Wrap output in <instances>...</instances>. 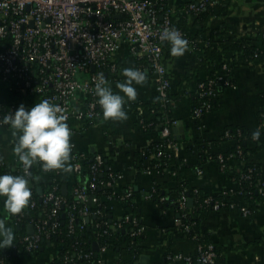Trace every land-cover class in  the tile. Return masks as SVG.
<instances>
[{
    "label": "crops",
    "instance_id": "crops-1",
    "mask_svg": "<svg viewBox=\"0 0 264 264\" xmlns=\"http://www.w3.org/2000/svg\"><path fill=\"white\" fill-rule=\"evenodd\" d=\"M187 2L188 0H169L168 5L172 13H182ZM226 3L229 7L223 16L211 18L208 21L204 38L209 39L211 31L225 23L231 28L235 37L255 39L258 35V27L264 25V0H226ZM188 30L192 34L198 30L194 25L193 17L188 20ZM169 56H171L170 44L165 49V65L172 84L170 95L173 104L172 118L175 123L171 129V138L181 146L176 157L183 158L187 164L181 167V172L190 188L200 189L210 196L218 195L223 189L235 187L233 179L230 178L231 174L222 173L218 164L212 159L202 162L199 156L188 155L185 151L186 141H194L200 134L207 140H216L229 125L243 127L250 131L257 128L264 130V126H261L258 120L259 113L264 107V100L261 97L264 94V65L254 63L253 66H239L233 70L232 74L236 84L227 88L220 96L221 108L208 113L205 116L203 128H197L192 102L198 93L199 83L219 73L223 61L220 58L211 70L196 71L197 64L191 48L188 47L183 56ZM114 60L119 66L118 78L109 76L107 80L114 90L119 91L115 86L117 81L124 79L122 69L135 67V58L124 45ZM144 71L147 73L146 82L136 85L138 90L136 99L127 102L154 104L158 101L157 77L149 69ZM189 72L191 77L187 80ZM10 87L11 83H4L0 78V107L9 105L19 107L23 104L28 108L40 101L33 94L15 93ZM136 111L130 113L126 120H111L108 135L98 125L86 129H82L79 123H73L71 126L72 150L83 155H101L112 161L113 170L120 174L115 182L117 191L134 182L138 173L137 153L152 147L162 135L160 126L150 132L141 128L139 118L145 121L155 118V114L148 107L139 106ZM180 124H182L183 133L179 130L174 131L175 128L180 127ZM234 143L232 140L222 145L219 150L208 151V153H220ZM13 146L12 130L10 127L0 126V158L7 165L17 167L20 161L12 151ZM250 162L260 168L264 179V150L250 158ZM145 164L149 166L150 160H147ZM199 170L202 174H198ZM61 176L67 190L76 183L77 177L73 171L65 173L61 170ZM51 180V174L41 173L37 182L49 186ZM155 182L162 184L166 190L174 189L177 186V176L170 174L169 170L163 174L155 171L143 173L142 186L144 189L149 190ZM136 203L140 208V217L144 227V240L141 245L145 250L141 257L147 256L149 264H163L167 248H171L175 255L197 256L200 246L196 242L178 240L173 243L174 227L180 225V220L172 209L162 213L157 206L146 201L141 194L137 195ZM110 206L115 221L121 220L126 215L124 203L113 201ZM0 215L6 216V223L15 230L14 249L18 250L16 241L21 231L26 229L27 232V227L16 225L12 221L11 215L4 207L3 198H0ZM201 230L208 231L212 241L221 248L222 255L216 264H264V198L254 214L249 217L228 209L211 213L202 222ZM43 248L37 253L19 249L4 264H52L58 260L60 251L58 245L45 244ZM141 257L136 263L140 262ZM118 259L129 260L130 255L127 251L116 252L114 250H109L103 255L106 264H112Z\"/></svg>",
    "mask_w": 264,
    "mask_h": 264
},
{
    "label": "built area",
    "instance_id": "built-area-1",
    "mask_svg": "<svg viewBox=\"0 0 264 264\" xmlns=\"http://www.w3.org/2000/svg\"><path fill=\"white\" fill-rule=\"evenodd\" d=\"M168 2L169 0H0V78L4 83H11L10 89L15 93L33 94L40 100L47 98L61 105L69 117L70 127L73 123H79L82 129H86L99 125L102 121V109L96 103L98 97L95 95V77L102 72L106 79L109 76L115 78L119 66L114 57L126 45L135 60L145 61L139 68L149 69L157 77L163 113L166 105L172 103V84L165 65L167 42L160 39L164 27L175 26ZM188 2V11L199 12L205 5L203 2L194 3L192 0ZM117 16L119 18H116ZM179 30L187 37L189 48L192 49L194 37H189L182 29ZM92 67H95V71H92ZM231 72L228 61H223L219 73L199 83L200 98L207 100L195 111L196 118L210 113V100L217 96V83ZM17 108L11 106L7 112H14ZM127 110L133 113L136 108L127 106ZM3 116L0 115V121ZM110 122L111 120L108 124ZM174 123L167 121L166 126L162 128L160 140L171 136ZM3 125L0 123L1 127ZM180 149L181 146L174 142L168 145L166 151L176 157ZM161 155L162 152L158 151L153 158H160ZM87 156L72 150V158L69 161L73 165V173L82 180L71 189L75 197L74 204L62 215L68 222L70 233H73L77 223L74 211L78 209V205H81L78 213L89 220L94 215H100V212H91L89 209L91 204H97L99 200L89 194L88 189H96V175L103 166L104 159L101 155L95 157L91 171L93 177L90 178V173L84 175ZM234 157V154L227 159L221 154L218 156L222 173L233 163L245 164V161H236ZM154 166H147L144 173L154 171ZM17 167L24 168L21 162ZM255 172L256 168H250L244 179L251 180ZM49 174L61 175V171ZM198 174H202V171L199 170ZM119 177L120 174L111 175L112 182L108 187H115ZM49 186V190L41 196L45 206L52 204L47 219L32 225L34 233L26 234L20 239L24 250L29 253H37L44 241L51 242L58 234L60 213L67 206L66 196L69 190L65 189V186L59 187L54 179ZM131 192L129 190L123 197L122 203ZM223 195L225 200L232 197L236 201L241 193L237 191L235 183V187L223 192ZM144 199L148 201L150 195L144 196ZM104 200L109 206L113 201L109 196ZM188 201L186 195L178 199L180 208L190 213ZM34 206L35 203L31 205L32 208ZM234 206L231 204L232 208ZM215 209H219V204L215 205ZM185 216L186 214L183 215ZM243 216L249 217L250 211L245 209ZM24 217L23 212L19 213L16 221L21 222ZM124 218L129 219L126 215L122 219ZM133 223L138 227L136 235L144 233V227L139 225L137 218H134ZM127 245L124 244L123 247L126 248ZM95 250L101 252L102 256L109 251L105 246H96ZM89 256L77 255L78 258ZM196 258L201 264H216L218 256L210 245L206 249L200 246ZM192 259L193 256L179 254L173 257V262H191ZM63 263L75 264V260L70 254H66ZM96 264L106 263L102 258Z\"/></svg>",
    "mask_w": 264,
    "mask_h": 264
},
{
    "label": "trees",
    "instance_id": "trees-1",
    "mask_svg": "<svg viewBox=\"0 0 264 264\" xmlns=\"http://www.w3.org/2000/svg\"><path fill=\"white\" fill-rule=\"evenodd\" d=\"M192 1L194 3H205L203 10L199 12L188 11V2L185 4L184 12L171 14L173 24L187 33L189 37H194L195 43L192 46V53L197 64L196 71L213 69L220 58L222 61H228L229 68L232 72L239 66H253L254 63L264 65V25L258 27V35L255 39L235 37L231 28L225 23L222 24L221 27L213 29L210 33L209 39H205L204 34L207 32L208 21L211 18L223 16L229 5L226 3V0ZM190 17H193L194 25L198 28L195 34L190 33L188 30V20ZM168 45L169 44L166 43L165 49ZM169 57L174 56L171 55ZM144 62V60H135V67L139 68L143 66L145 64ZM232 72L231 74H227L223 80L217 83V96L210 100L212 105L210 112L221 108L222 103L220 96L227 88L236 84ZM214 75L215 74L211 77ZM187 77V80L191 77L190 72ZM115 78H118V73L115 75ZM261 97L264 100V94ZM170 98L172 100L171 95ZM206 100V98H200L199 93L195 95L194 101L192 102L194 116L195 111L199 107H202ZM127 106L134 108L144 106L148 107L151 112H157L155 118L151 121H145L139 118L140 126L146 132H150L157 126H160L161 128L165 127L167 121L170 124L174 122L172 118V103L166 105L163 113L161 112L163 104L160 99L154 104L144 102L135 103L131 101L127 102L125 107L128 115H130L132 112L127 110ZM10 107L11 105L1 106L0 115L3 116ZM100 112L102 121L98 126H101L105 131V134L108 135L109 120L103 119L102 110ZM204 119L205 116L202 118H196L197 128H203ZM258 120L259 124L264 126V107L259 113ZM3 126L9 127L6 124ZM252 132L253 131L244 129L243 127L229 125L225 128L224 133L216 140H207L202 134H200L194 141H186V153L190 156H199L202 162H205L207 159H212L218 164V166H220L218 161V156L220 154L225 159L231 154H234L236 161H245V164L243 165L242 163H233L232 165H229L225 172L227 175H230L231 173L230 178L236 183L237 191L241 193L239 199L236 201L232 197H228L227 200L224 199L223 192H228L229 189H223L218 195L210 196L200 189L190 188L187 180L181 172V167L187 165L185 160L183 158L174 157L166 151L168 145L174 143L171 136H169L168 139L159 140L152 147L137 153L138 173L135 180L132 184L119 191H117L115 187H108V184L112 182L111 175L118 176L119 173L113 170L112 161L103 157V166L99 168V172L96 175L97 187L93 191L88 189V193L92 194L99 200L97 204H91L89 209L91 212H100V215L92 216L89 222H87V217H83L78 213V209L81 207V205H78V209L74 211L77 223L74 227L73 233H70L68 222L62 218V215L65 214V211L70 210L69 207H72L74 204L75 197L73 196L71 189L82 181L81 178L79 179V177L76 176V184L69 189V193L66 196L67 206L62 209L60 213L59 232L51 239V243H55L60 247L59 258L52 264H64L63 259L66 254H70L71 257L74 258L75 264H96L103 258L101 252L95 250L96 246H105L108 250H114L116 252L127 251L129 253V260L118 259L112 264H135L145 250L141 245L144 240V233L136 235L138 227L134 226L133 223L134 218H137L139 225L143 226L140 217V208L136 203V197L139 194L143 195V197L150 195L148 201L157 206L162 213L172 209L179 216L180 225L174 227L175 235L173 243L178 240H188L196 242L203 249L212 245L219 259L222 255L221 248L212 241L211 234L208 231L201 230L202 222L207 219L211 213L225 209L238 211L241 215L244 214L245 209H248L250 211V216H252L255 210L259 207V203L264 198V179L262 178L261 170L258 166H255L250 162V158L258 154L259 151L264 150V130L261 129L262 136L259 141L252 139ZM232 140H235L236 143L227 147V149L220 153H208V151L219 150L222 145L227 144ZM239 150L241 151V154H239ZM158 151L162 152L161 157L153 158V155L156 152L158 153ZM96 156L97 154H88L84 162V175L90 173V178L93 177L91 171ZM147 160H150L153 166L159 165L158 167H153L155 172L163 174L166 170H169L170 174L176 175V188L166 190L162 184L155 182L149 190L144 189L142 186V175L147 169V165L145 164ZM250 168H256L257 172L254 173L251 180H245L244 177L248 174ZM10 170L13 171L14 174H24V168L9 166L0 158V174ZM29 171L33 176H39L41 173H55L58 171L60 172L61 170L44 171L39 164H34L30 167ZM52 179L55 180V183L58 184L59 187L65 186V181L61 175L55 174L52 176ZM39 187L43 188V193H46L50 188V186L38 183L35 179L32 181L31 201L29 206L23 211L25 217L21 222H17L16 219L19 214L11 215L12 221L16 225L18 224L26 228L30 224L35 226L47 219L52 204L45 206L42 201H40L41 196H39L38 193ZM129 190L132 191L131 195L124 200L126 216H128L129 219L126 220L124 218L115 221L113 219L111 206L108 205L104 198L109 196L111 200L121 202L123 197L129 193ZM182 195H186L189 200L191 199L193 201V206L189 208L190 213H187L180 208L178 199L181 198ZM33 203H35V206L32 208L31 205ZM216 204H219L218 210L215 209ZM231 204L235 205L234 208L231 207ZM184 214H186L185 217H183ZM105 223L108 225L106 226ZM25 230L26 229L21 231L19 238L16 241L18 250L14 249V246L10 249H0V263H6L15 251H19V249L24 250V245L20 243V239L27 234ZM47 242L50 241H46V243ZM46 243H43L42 246ZM124 244H128L126 248L123 247ZM78 254L84 256L89 254L90 256L87 258H78ZM174 256L175 254L172 252L171 248H167L163 264H175L173 262ZM184 263L201 264L196 257H193L191 262Z\"/></svg>",
    "mask_w": 264,
    "mask_h": 264
},
{
    "label": "clouds",
    "instance_id": "clouds-1",
    "mask_svg": "<svg viewBox=\"0 0 264 264\" xmlns=\"http://www.w3.org/2000/svg\"><path fill=\"white\" fill-rule=\"evenodd\" d=\"M160 39L170 44V54L183 56L189 47V41L176 28L164 27ZM123 80L116 82V91L101 72L95 77L96 103L102 109L105 120L123 121L128 118L126 103L135 100L138 95L136 85L147 80V73L137 67H124ZM68 115L61 105L45 98L34 106L26 108L21 104L14 112H6L0 123L12 130L14 146L12 151L24 166V174L7 171L0 174V198L9 215L22 213L29 206L32 197V181L39 180L29 171L34 164L44 171L62 170L70 173L73 165L72 129ZM262 136L260 128L252 132V139L259 141ZM7 217L0 216V249L14 246L15 230L6 223Z\"/></svg>",
    "mask_w": 264,
    "mask_h": 264
},
{
    "label": "water",
    "instance_id": "water-1",
    "mask_svg": "<svg viewBox=\"0 0 264 264\" xmlns=\"http://www.w3.org/2000/svg\"><path fill=\"white\" fill-rule=\"evenodd\" d=\"M116 18H119V17L117 16ZM92 71H95V67H92ZM177 130H179L181 133H183L184 130H183L182 124H180V127H177L174 129L175 132H177ZM92 152H94V150H92ZM43 192H44L43 188L39 187L38 188L39 196H42ZM40 201H42V200L40 199ZM188 206H189V208H191L193 206V201L191 199L188 201ZM87 222H89V219H87ZM33 233H34V227L32 225H28L27 226V234L32 235ZM43 243H46V242L44 241ZM46 244L51 245V242H47ZM43 247L44 246L41 247L42 250L44 249ZM135 264H149V258L147 256H142L140 259V262L135 263Z\"/></svg>",
    "mask_w": 264,
    "mask_h": 264
}]
</instances>
